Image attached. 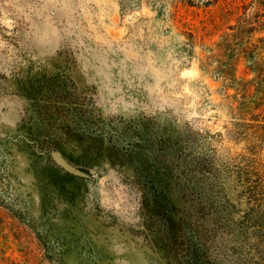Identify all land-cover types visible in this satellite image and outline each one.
I'll use <instances>...</instances> for the list:
<instances>
[{
    "label": "rangeland",
    "instance_id": "1",
    "mask_svg": "<svg viewBox=\"0 0 264 264\" xmlns=\"http://www.w3.org/2000/svg\"><path fill=\"white\" fill-rule=\"evenodd\" d=\"M262 126L264 0H0V264H165L188 204L140 170L172 138L243 208Z\"/></svg>",
    "mask_w": 264,
    "mask_h": 264
},
{
    "label": "trees",
    "instance_id": "2",
    "mask_svg": "<svg viewBox=\"0 0 264 264\" xmlns=\"http://www.w3.org/2000/svg\"><path fill=\"white\" fill-rule=\"evenodd\" d=\"M173 145L171 138L162 189L156 188V178L153 182L145 178L148 168L140 170L141 182L149 192H164L165 201L177 192L182 203L188 204L181 210L177 236L167 238L170 243L161 257L165 264H264L263 182L247 183L246 202L240 208V202H232L225 191V182L199 162L194 150L181 151L179 144ZM177 149L179 153H172Z\"/></svg>",
    "mask_w": 264,
    "mask_h": 264
},
{
    "label": "water",
    "instance_id": "3",
    "mask_svg": "<svg viewBox=\"0 0 264 264\" xmlns=\"http://www.w3.org/2000/svg\"><path fill=\"white\" fill-rule=\"evenodd\" d=\"M49 155L52 158L53 162L62 170L68 172L71 175L77 176V177H87V175L78 171L75 167H73L66 160H64L62 156L60 155V153L56 151H50ZM89 172L90 174H94L93 170H90Z\"/></svg>",
    "mask_w": 264,
    "mask_h": 264
}]
</instances>
